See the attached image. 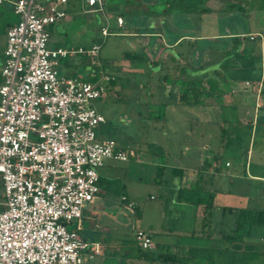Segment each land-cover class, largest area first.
I'll return each mask as SVG.
<instances>
[{
	"label": "rangeland",
	"instance_id": "rangeland-1",
	"mask_svg": "<svg viewBox=\"0 0 264 264\" xmlns=\"http://www.w3.org/2000/svg\"><path fill=\"white\" fill-rule=\"evenodd\" d=\"M171 2L173 3L170 5L173 4L175 7L179 0ZM181 3L187 10L190 8L195 12L190 11L188 15L186 13L174 18L170 17L169 25H178L180 29L186 30L184 32L186 34H189L188 30L194 26L201 34L232 35L220 38L218 41L209 39L206 42L194 43L185 40L173 51L167 50V44L158 37L137 36L134 33L136 29L129 26V22L133 19L127 10H121V6H126L130 10L136 9L144 14L147 11L144 0H105V11L110 16L109 30L112 33L108 37L102 36L101 33L102 27L107 26L105 17H102L103 24L98 16L100 13L88 12L90 8L85 7L78 0H72L68 5L69 19L66 22L68 23L66 33L62 32L64 23L49 27L51 36L49 45L87 50L98 44L102 48L98 58L80 54L61 59L62 69H72L76 77L87 82L100 80L102 71L106 72V69H110L109 71L119 78L115 81L118 91L111 92L108 89L104 99L95 103L98 111L106 119V122L99 125L96 131L101 140L117 141L128 153L129 161L107 160L105 165L98 169L103 194L112 196V199H107V196L106 204L99 214H106L105 224L111 230L98 232L99 229H96L97 231L94 232L88 222L84 223V230H80V220L68 225L69 230H79L80 235L88 243L100 242L103 251L106 252L99 257L95 256L90 262L87 260L84 264H102L103 257L107 258L105 264H132V261L138 264H264L263 226H257L252 231L247 229L240 232L236 242L224 237L234 233L238 209L264 210V198H259L255 194L256 182L247 177L244 167L240 168L238 177L231 175L248 146L249 138L243 139L242 136L239 139L235 138L238 133L234 129V126L239 124L242 108L247 107L244 106V98L240 99L239 95L227 93L228 88L223 87L218 79L220 78L231 87L233 69H236L239 62L247 59L254 65L260 63L263 57L261 47L264 46V41L262 38L253 41L249 35L254 32L264 35V0H182ZM168 5L158 1L148 5L152 15L156 16L150 29L156 35L163 32L164 38L167 35L172 37V35L167 29L169 28L167 24L158 16L163 15ZM205 7L213 11L201 14ZM119 15H123L126 19V25L123 28L117 25ZM18 20L19 16L11 11L8 5L0 4V52L6 41L5 29ZM171 47L173 48L169 46ZM207 48L209 51L206 53ZM210 52L213 54L212 58L208 56ZM204 56L209 59L208 63H216L218 68L216 65L211 67L217 68L218 76L209 82L206 80L203 83L199 80L188 84L189 92L182 93L189 99L197 94L198 102L196 105H183V102L176 100L174 89L171 90V87L177 84L173 82L175 80L169 79L165 83L163 77L173 72L184 76L189 70L198 71L195 66H204L205 59H202ZM98 62L101 66H98ZM189 67L192 70L188 69ZM133 69H137L138 72L133 73ZM141 71L146 74V78H142ZM91 72L94 73L93 76L90 75ZM151 77L154 84L152 87L157 94L154 98L148 93L149 85L146 84L143 90V85L139 84L143 80L147 82ZM160 79L162 80L159 82ZM176 81L178 82V79ZM235 81L238 84L243 83L245 78L240 77ZM126 89L132 91L128 92ZM170 92H172L171 95ZM263 92L260 95V99L263 95V100H260L262 110H264ZM249 99V108L256 109L253 99ZM184 100H186L185 97ZM175 108L176 111H174ZM221 117L230 123L222 126L219 120ZM209 118L213 120L208 122ZM133 120L135 125H132ZM171 120L177 121V125L179 120L183 128H180L181 130L177 128V132H173ZM263 120L264 118H261V121ZM203 131L205 134L201 135ZM262 136L263 132L259 127L258 143ZM154 137L161 146L159 152L162 155L173 143L180 151L185 149L186 145H191L189 152H184L183 156L197 158L199 153L197 155L195 149L200 146L199 143L202 140L210 141L219 150L216 161L220 172L216 173L217 175L207 176L199 167L201 180L197 187L193 185L192 190L185 188L182 191V196L188 202L202 200L207 204L213 201L214 207L211 215L206 221L204 220V225L207 224V226L203 225V229L201 228L203 220L197 219L196 216L187 218V221L183 223V216L189 210L178 202L174 187H177L179 180L174 179L170 166L162 169L152 164L153 152L159 147L153 145ZM170 155L172 157L170 165L174 166L177 160L173 153ZM226 162L233 167L227 168ZM178 164L180 162H177V166ZM159 169L163 172L158 171ZM252 171L257 173V168L254 166ZM261 173L264 174V169ZM125 195L136 202L135 208L129 207L128 202L122 200ZM4 199L1 185L0 200ZM186 206L189 208L191 204ZM94 212L91 210V214L88 212L86 214L92 215ZM138 229L153 233V241L158 248L147 251L150 256L159 253H177L179 262L152 263L144 259L135 237ZM257 242L263 244L257 249L259 254L250 256V251L256 249ZM90 253V251L84 252V256H89Z\"/></svg>",
	"mask_w": 264,
	"mask_h": 264
},
{
	"label": "built area",
	"instance_id": "built-area-1",
	"mask_svg": "<svg viewBox=\"0 0 264 264\" xmlns=\"http://www.w3.org/2000/svg\"><path fill=\"white\" fill-rule=\"evenodd\" d=\"M67 3H13L19 21L7 31L0 85V191L2 185L5 195L0 264H84L91 244L68 225L81 220L101 192L98 169L107 160L129 161L117 141L101 140L96 131L106 119L95 103L104 99L115 76L106 69L100 80L87 82L59 70L60 60L70 55L98 58L101 45L87 50L49 46V27L66 19L62 7ZM86 5L88 12L104 14L107 26L101 33L110 36L104 0H86ZM124 24L118 16V27ZM249 37L264 41L261 34ZM246 86L256 93L259 108L263 84ZM135 237L142 250L154 249L151 231L138 229ZM92 246L99 255L100 245Z\"/></svg>",
	"mask_w": 264,
	"mask_h": 264
},
{
	"label": "crops",
	"instance_id": "crops-1",
	"mask_svg": "<svg viewBox=\"0 0 264 264\" xmlns=\"http://www.w3.org/2000/svg\"><path fill=\"white\" fill-rule=\"evenodd\" d=\"M71 1L72 0H68V3L65 4L62 7V8H64V10L67 13L66 19L61 21V22H59V23H64V26L62 28V32L63 33H66L67 30H68V26H67L68 23L66 24V22L69 19L67 8H68V5L70 4ZM78 1H80L81 4H84L85 7L87 6L86 5V0H78ZM144 1H146V5H147V11L144 12V14H142L143 12L137 11L136 9L135 10L134 9L130 10L126 6H121V10L122 11L124 9H125V11L127 10V12L129 13V16L133 19L132 22H129V26L131 28L134 27L136 29L134 31V33L137 34V36H141L143 38L147 37V36L158 37V38L163 40V43L167 44L166 45V49L167 50L173 51L174 48H177L185 40H190V42H194V43L195 42H200V41L201 42H206L209 39L210 40L215 39V40L218 41L220 38H225L226 36H231L232 35V34L229 35L227 33H224V34H218V33L201 34V33H198L196 27L194 28V26H192L191 29L188 30L189 34H186V33H184L186 30L185 29H180L178 27V25H169V23L171 21L170 17L174 18L176 16L183 15V14H186V13L188 15L190 13V11L195 12L194 10H191L190 8H188L186 6L188 8V10H187L184 7V4L181 3L182 0H179V2L174 5L175 6L173 8L174 11L171 14L166 13V11H165L163 13V15H159L158 16L160 19H162V21H165V24H167V26L169 27V28H167V26H166V28L168 29L169 33L172 34V37L169 35L170 38H171V41H167L166 38H164V33L163 32H160V34L156 35L154 33V31L152 29H150V26H152L154 24V21H155L154 18L156 16L152 15V12L149 10L148 5L150 3H153V2L157 3V1L160 2L161 4H166L167 2H171L173 0H144ZM104 2H105V0H104ZM13 3H14V0H2L0 2V4L8 5L10 10L15 13L14 4ZM87 7L91 8L89 6H87ZM208 10H210V11H208ZM212 11L213 10H211L209 8L207 9L205 7L200 13L201 14H203V13L207 14V13H211ZM137 12H139V13H137ZM98 16H99V18L102 20V22L104 24V21L102 19V17H105L104 14L100 13V14H98ZM119 16L124 18L123 15H119ZM162 16H163V18H162ZM124 20H126V19H124ZM18 21L15 22V23L9 24L8 27L5 29L6 41H5V45H4L3 49L0 52V58H1L0 60L2 62V65L0 66V73H1V68L4 65V52H5V48H6V44H7V31L12 25L18 23ZM125 25H126V21H125L124 26ZM102 28H104V27H102ZM172 29L177 31V33L174 32V31L172 32ZM256 33H258V32H254V33H250V34H256ZM240 36H243V35H240ZM49 46L52 49H58V48L68 49V48L61 47V46H58V47L57 46H53L52 44H50ZM169 46H173V48L172 47L169 48ZM261 48H262V52H263V57H262V59H261L259 64L254 65L253 63H250L249 60L246 59L243 62H239L236 65V69H233V78L234 79L231 78V80H230V83L232 84L231 87L228 86L227 83L222 82V80H220V78H218V79H219L220 84L223 87L228 88V92L227 93L233 94V95H239L240 99L244 98L245 99V101H244L245 105L244 106L247 107L245 109L242 108L243 111H241V118L239 120V124H237V126H234V129H236V132L239 135V136L236 135L235 138L239 139L240 136H242L243 139L244 138L245 139L249 138L248 139V146H247L246 152H244V154H242L240 156L241 160L239 161V163L237 164L238 166L234 169V171L231 173V175L233 177H238L239 174H240V168L244 167L245 168V173H246V175H248L247 177H249L250 180L256 182L254 184V185H256L255 194L259 198H262V197L264 198V195H262L264 193V191H262V189H264V186H263L264 185V174L261 173L262 170L264 169V120L261 121V118H264V110H262L263 107L262 108H260V107L258 108L256 106L257 99H256V95H254L255 92L253 91L252 88H249V87L246 86L247 82H250L251 84L262 83L263 84V88H264V46L262 45ZM70 49H75V48L71 47ZM208 51L209 50L207 48L206 53ZM212 52H213V50H212ZM212 52H210L208 54V56L210 58L213 57ZM179 54H181V53H179ZM201 54L205 55L204 53H201ZM202 59H205L204 66H202V67L195 66V68L198 71H194V70L190 71L189 70V72H187V74H185L184 76L182 74L178 75L176 72H173V74L169 73V74H167V75H165L163 77V80L165 81V83L169 79H174L175 80L173 82H175L177 84L175 85V87L172 86L171 90L174 89V93H175V95L177 97L176 100L178 102H180V103L183 102L184 103L183 105H185V104H187V105L188 104L196 105L197 102H198L197 94H195L194 98L189 99V98L186 97V94L184 95V93H182L184 91H188L189 92L188 84H190V83H192L194 81H199V80L203 81V83L206 82V80H207V82H209L215 76H218V74H217L218 70H216L218 68V66L216 65V63H214V62L208 63L209 59L206 56H204V58H202ZM212 65H216L217 68L214 67L212 69V67H211ZM209 66H210V68H209ZM188 69H191V68L189 67ZM59 70H60V73L62 75H64V76L68 75L70 77L71 76L76 77L74 75L75 74L74 71L72 69H70V68L62 69L61 66H60ZM136 71L138 72L137 69H133L132 70L133 73H135ZM196 72H198L197 73L198 75L196 74ZM174 73L176 75H174ZM90 75L93 76L94 73L91 72ZM141 75H142V78H146L147 77L146 74L144 72H142V71H141ZM114 76H116V75H114ZM153 77H151L150 80L148 79L147 82H146V80H143V81H140V83H139V84L143 85V90H145L146 84H147V86L149 85L148 93H149V95L152 98H154V96H157L154 87H152L154 85L153 84V79H152ZM240 77H244L245 81H243V83H239L238 84V83H236L235 80L237 78H240ZM77 78H79V77H77ZM142 78H141V80H142ZM118 79L119 78H117V76H116V81ZM177 79H178V82L176 81ZM161 80L162 79H160L159 82ZM250 80H253V81H250ZM115 85H116V82L110 83V85L108 86V89H110L111 92H117L118 91L117 90V85L116 86ZM185 87L188 90H186ZM126 91L130 92L132 90L126 89ZM188 92H187V94H188ZM169 94L171 95L172 92H170ZM263 94H264V92H263ZM192 96H193V93L191 94V97ZM184 97L186 98V100H184ZM249 98L253 99V103H255L256 109L252 110V109L249 108L250 107V99ZM260 100H263V95H262ZM260 105H261V101H260ZM176 110L177 109L175 108L174 111H176ZM199 113L201 115V110L200 109H199ZM129 119L132 122V119L130 117H129ZM210 120L212 121L213 118L212 119L209 118V120H207V121L210 122ZM216 120H218V119H216ZM219 120L222 122V124H221L222 126L226 125L227 123H230V122L224 120L223 117H221ZM223 121H225V122L223 123ZM170 122H171V128H173V130H172L173 132H177L176 131L177 128H179V130H181L180 128H183L182 127L183 125L179 124L180 123L179 120H178V125H177V121H175V120H171ZM132 125H135L134 124V120H133V124ZM222 126H221V128H223ZM259 127H261V131L263 132V136H262L261 140L258 143L257 142V134L259 132ZM203 130H205V128ZM203 134H205V131H203L201 133V135H203ZM153 141H154L153 145H158L159 146V147L155 148V151L153 152V156H152V160H153L152 164H153V166L159 167V168H167L168 166H170L172 168V170L173 169H179L182 172L179 175L173 174V176H175L174 179H176V180L178 179L179 180V183H178L177 187H174V189L176 190L175 193L178 196V202H179L180 205H185L184 207H185L186 210H189L188 212H186L185 216H183V219H182L183 223H185L187 221L186 220L187 218H190L191 216H196L197 219H200L201 221L203 220V222H202L203 224H201V228L203 229L204 220L206 221V219H207L206 216H205L206 215V213H205V205L204 204L195 205V204L192 203V201L191 202L189 201L190 202L189 203L188 200L185 197L182 196V191H184L185 188H190L192 190L194 188L193 185L197 187L199 181L201 180V177H200L201 171H200L199 167L202 168L203 173H206L207 176L217 175L216 173L220 172V169L218 168V163L216 161L217 155L219 153V150L216 149L217 147L212 145V143L210 141L202 140L199 143L200 146L197 149H195L196 152H197V155L199 153L197 158L193 159V157L183 156L184 152H186V153L189 152V150L191 149L190 148L191 145H186L185 146L186 148L184 147L185 149L180 151L179 148H177V146L175 144H173V143H172L170 148L166 149V152L164 151L165 152L164 155H162V153L159 152V149H161V146L158 144V140L154 137ZM171 153H173V155H175L174 157L177 160L176 164L174 166L170 165V160L172 159V157L170 155ZM183 157H186V158L184 159ZM237 158H238V156H237ZM177 162H180V164H178V166H177ZM192 164H194V165H192ZM227 164H230V163L226 162L225 166L227 168L233 167V165L230 164L229 166H227ZM254 166H255V168H257V173L256 172L253 173V171H252ZM100 184H102V180L100 181ZM101 192L96 196L94 201L92 203H90L88 208L84 211L83 218L79 221L80 222V224H79L80 230H84L83 229L84 223H87V222L89 223V227L94 232L97 231L96 229H99L98 232H101V231L102 232H104V231L106 232V231H110L111 230V228L109 226H106V224H105V222L107 221L106 214L105 215H103V214L100 215L99 214V212L103 209V206L106 204V201H107L106 198L108 196L107 194H105V195L103 194L102 188H101ZM213 192H214V190H213ZM123 198H126V200H124ZM107 199H112V196H108ZM122 200L128 202L127 205L129 207L135 208L137 206L136 202L134 200L130 199L129 197H127L126 195L122 197ZM189 204H191V207L187 208L186 205H189ZM194 206H196L195 209L193 208ZM91 210L95 211L92 215H90L91 214L90 213ZM86 212H88L90 214L87 215ZM116 223L118 225H121V223H119V222H116ZM204 226L206 227L207 224H205ZM75 231H77V230H75ZM77 232H79V230ZM90 242H91V246H90V250L89 251L91 253L89 254V256H86V261L88 260L87 262H90V261L94 260L95 256L96 257L101 256L103 254V252L106 253L105 251H103L100 242H97V241H90ZM92 244H99L100 245L101 252H100L99 255H96L94 253V247L92 246ZM155 248L156 249L158 248V246H156V244H155L154 249ZM92 250H93V252H92ZM106 251H108V250H106ZM90 255H93V256L90 257ZM102 260H103L102 264H105V262L107 261V258L103 257ZM132 264H138V263L135 262V261H132ZM147 264H150V263H147Z\"/></svg>",
	"mask_w": 264,
	"mask_h": 264
},
{
	"label": "trees",
	"instance_id": "trees-1",
	"mask_svg": "<svg viewBox=\"0 0 264 264\" xmlns=\"http://www.w3.org/2000/svg\"><path fill=\"white\" fill-rule=\"evenodd\" d=\"M170 3H172V2H167V4H169V5L166 8V13H169V14H171L174 11L173 10V8H174L173 4L170 5ZM173 31H174V29H172V32ZM165 38L167 41H171V38L169 35H167ZM235 39H237V36H235ZM115 81H116V78L111 83H114ZM1 83H2V76L0 73V85H1ZM162 169H159L158 171L163 172ZM181 173H182L181 170L173 169V174L179 175ZM192 203L195 205L204 204L205 205V213H206L205 216H206V218L209 217V215H211V210L214 207L213 201L206 204L205 202L203 203L202 200H199V201L197 200V201H193ZM257 226H263L264 227V210H251V209L240 208L236 212V221H235L234 233L224 235V237H226V238L228 237V240H230V241L234 240V242H236L238 234L240 232L246 231L247 229L249 231H252L253 228L256 229L255 227H257ZM243 242H246V241H243ZM261 245H263V244H261L260 242H257V247L254 251H250V254H251L250 256L259 254V251L257 249H259V246H261ZM140 252H141L142 257H144V259H147L152 263L157 262V261H160L163 263H178L179 262V260L177 258L178 257L177 253L176 254L159 253L158 255L150 256L147 251H144L141 248H140Z\"/></svg>",
	"mask_w": 264,
	"mask_h": 264
},
{
	"label": "flooded vegetation",
	"instance_id": "flooded-vegetation-1",
	"mask_svg": "<svg viewBox=\"0 0 264 264\" xmlns=\"http://www.w3.org/2000/svg\"><path fill=\"white\" fill-rule=\"evenodd\" d=\"M257 34H261L264 37V35L260 32H258ZM256 39H259V38H256ZM256 39H254L253 41H255ZM263 90H264V88H263Z\"/></svg>",
	"mask_w": 264,
	"mask_h": 264
},
{
	"label": "water",
	"instance_id": "water-1",
	"mask_svg": "<svg viewBox=\"0 0 264 264\" xmlns=\"http://www.w3.org/2000/svg\"><path fill=\"white\" fill-rule=\"evenodd\" d=\"M162 22H165V21H162ZM175 31V30H174ZM177 33V31H175Z\"/></svg>",
	"mask_w": 264,
	"mask_h": 264
}]
</instances>
